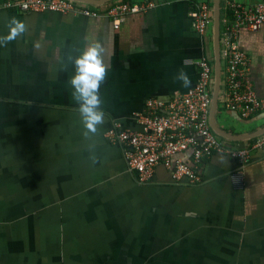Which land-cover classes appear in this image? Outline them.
<instances>
[{"label": "crops", "instance_id": "0c3cea01", "mask_svg": "<svg viewBox=\"0 0 264 264\" xmlns=\"http://www.w3.org/2000/svg\"><path fill=\"white\" fill-rule=\"evenodd\" d=\"M153 1V10L128 17L119 29L109 19L0 12V35L12 17L26 25L0 47V264H264V151L243 170L235 159L213 155L200 166L197 184L174 180L163 166L141 184L126 166L124 147L105 137L116 123L139 129L147 99L194 88L196 61L208 58L217 68L213 22L200 36L190 19L204 2L214 14V0ZM225 1L214 120L229 136L220 137L244 146L264 130V112L242 119L223 106ZM239 42L264 98V27L242 30ZM93 43L102 49L105 77L97 90L103 118L90 131L69 81L74 60ZM179 69L189 75L188 88L175 79ZM241 171L239 185L233 178Z\"/></svg>", "mask_w": 264, "mask_h": 264}, {"label": "built area", "instance_id": "2783aa9c", "mask_svg": "<svg viewBox=\"0 0 264 264\" xmlns=\"http://www.w3.org/2000/svg\"><path fill=\"white\" fill-rule=\"evenodd\" d=\"M153 0L136 3L114 0L92 5L76 0H0V12L21 13L55 12L90 18L109 19L119 29L130 16L153 10ZM224 22L227 40V79L223 106L242 119H250L264 112V98L256 94L250 76L249 53L241 46L242 30L259 32L264 27V0H226ZM213 9L207 3L199 4L190 13L193 30L200 36L207 33L212 22ZM199 79L187 93H174L169 98L147 99L145 109L137 116L139 129L114 124L105 137L125 149L128 170L141 184L151 181L158 166L170 170L176 181L186 179L191 184L202 181L200 166L216 154L235 159L245 169L254 153L264 151V134L248 140L244 146L229 144L220 137L211 124L213 93L216 86V68L208 58L196 61ZM189 156V161L183 155ZM234 182L242 184L243 172Z\"/></svg>", "mask_w": 264, "mask_h": 264}, {"label": "clouds", "instance_id": "9594fccd", "mask_svg": "<svg viewBox=\"0 0 264 264\" xmlns=\"http://www.w3.org/2000/svg\"><path fill=\"white\" fill-rule=\"evenodd\" d=\"M10 27L6 34L0 35V47L16 36L26 31L24 21L12 17ZM38 46V45H37ZM102 49L95 43L89 45L74 60L75 71L69 83L73 89V96L79 102L78 112L84 127L90 131L102 121L103 111L99 108L101 100L98 96V88L105 77V66L101 58ZM175 79L182 82V86L188 88L191 84L189 75L179 69Z\"/></svg>", "mask_w": 264, "mask_h": 264}, {"label": "water", "instance_id": "95a60500", "mask_svg": "<svg viewBox=\"0 0 264 264\" xmlns=\"http://www.w3.org/2000/svg\"><path fill=\"white\" fill-rule=\"evenodd\" d=\"M77 1H83L87 2L89 4H105L107 2H112L114 0H77ZM213 26H214V37L216 39V44L218 47V58H217V68H216V86L213 93V108H212V127L215 130L216 133H218L220 136H223L225 138H229L227 134H225L223 131H221L215 124V112L217 109L218 101H219V95H220V89H221V58L219 56V47H220V40H221V19H220V0H214V14H213ZM264 134V130L259 133H254L252 135H249L250 138H257ZM231 139H237L241 140V138H231Z\"/></svg>", "mask_w": 264, "mask_h": 264}, {"label": "rangeland", "instance_id": "374dc122", "mask_svg": "<svg viewBox=\"0 0 264 264\" xmlns=\"http://www.w3.org/2000/svg\"><path fill=\"white\" fill-rule=\"evenodd\" d=\"M212 19H213V18H212ZM212 22H213V21H212ZM214 89H215V87H214ZM2 111H3V110H2ZM2 111H0V112H2ZM3 113H6V112L3 111Z\"/></svg>", "mask_w": 264, "mask_h": 264}]
</instances>
